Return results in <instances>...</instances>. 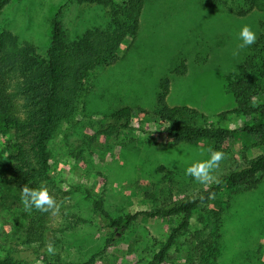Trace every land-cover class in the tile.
I'll return each mask as SVG.
<instances>
[{"label": "rangeland", "instance_id": "rangeland-1", "mask_svg": "<svg viewBox=\"0 0 264 264\" xmlns=\"http://www.w3.org/2000/svg\"><path fill=\"white\" fill-rule=\"evenodd\" d=\"M58 12L70 40L107 21L101 6L83 5L77 0H10L0 11V30L16 35L21 43L35 45L38 54L45 56ZM243 26L250 27L257 37L264 32V11L235 16L210 0H146L136 39L124 41L115 64L91 73L89 91L82 96L76 113L48 143L50 180L44 187L58 201L51 223L52 239L58 242L52 244L55 254L47 252L46 258L84 262L99 254L94 264L152 261L181 217L139 216L132 226L112 236L114 228L95 209L93 200H101L111 218L149 209L146 192L154 195L152 205L160 206L168 194L165 189L155 192L152 185L169 171L177 172L173 197L185 191L193 194L213 182L199 183L185 172L191 163L208 158L206 146H172L158 135L138 130L95 135V129L103 119L109 120L106 112L116 106L151 109L164 77L170 80L166 98L169 105L193 107L216 126L236 128L248 123L249 119L238 115L227 120L216 118L235 107L224 78L246 54V48H237ZM181 60L186 72L174 73ZM138 118H134L133 125L148 128ZM132 137L141 140L138 149L124 147L125 139ZM7 139L8 135H0V150ZM84 140L79 156H71L75 144ZM230 145L239 158H253L260 153L249 140L232 138ZM212 175L217 177V173ZM7 178L0 164V255L22 247L26 222L23 214L31 212L24 210L21 191L14 190ZM216 204L223 207L216 264H264V175L256 189L236 193L225 189L201 211L207 217V210ZM199 212L191 215L189 232L169 250L166 264H190L181 243L201 226Z\"/></svg>", "mask_w": 264, "mask_h": 264}, {"label": "trees", "instance_id": "trees-1", "mask_svg": "<svg viewBox=\"0 0 264 264\" xmlns=\"http://www.w3.org/2000/svg\"><path fill=\"white\" fill-rule=\"evenodd\" d=\"M10 0H0V11ZM224 6L235 16H246L253 10L264 11V0H210ZM83 5H98L105 12L106 24L87 28L70 40L60 21V12L53 20L50 43L45 56L38 54L36 46L19 42L16 35L0 30V135H8L5 147L0 150V164L4 167L12 187L21 191L23 186L40 187L49 184L48 143L58 128L69 122L89 91L88 78L99 67L117 62L125 40H135L146 0H77ZM183 60L174 73L184 74ZM225 88L234 100L235 107L217 114L218 120L238 115L249 122L236 127L216 126L207 122V116L197 109L167 103L170 80L164 77L158 86L153 107L120 105L106 112L109 120H102L95 135L109 136L121 131L138 130L160 136L165 144L196 145L203 143L209 150H219L225 158L212 173L216 180L193 194L185 191L173 197L177 172L169 171L152 185L155 192L166 190L168 196L160 206H153L154 195L146 192L151 206L146 210L111 218L101 200H93L95 209L109 220L115 235L132 226L139 216L164 218L180 216L178 225L170 228L169 235L160 245L149 264H166L169 250L178 244L179 238L189 232L191 215L199 210V228L182 242L186 262L190 264H216L222 239L223 207L216 204L206 212L201 211L223 190L231 193L256 189L264 175V32L256 42L246 48V54L226 74ZM144 120L147 127L134 126V118ZM232 138L249 140L260 150L253 158H242L232 151ZM124 147L138 149L140 139H125ZM85 140L75 144L69 154L78 157ZM219 173V174H218ZM214 175V174H213ZM183 191V190H182ZM56 206L47 212L33 209L23 214L26 220L22 247L0 255V264H94L99 254H93L84 262H63L48 259L47 245L56 244L52 239L51 223ZM87 190L86 193H89ZM156 199V198H155ZM56 240V241H55ZM55 241V242H54Z\"/></svg>", "mask_w": 264, "mask_h": 264}, {"label": "clouds", "instance_id": "clouds-1", "mask_svg": "<svg viewBox=\"0 0 264 264\" xmlns=\"http://www.w3.org/2000/svg\"><path fill=\"white\" fill-rule=\"evenodd\" d=\"M237 38L240 41L237 48L244 49L253 45L256 42L257 37L250 27L243 26L241 27ZM224 158L225 154L222 151L209 150L207 159L197 160L191 163L186 167L185 172L188 176L192 177L199 183L215 181L216 177L212 175V172ZM21 201L24 205L25 211L36 209L40 212H47L56 206L54 198L44 186H23L21 189ZM47 252L49 254H55V248L51 243L47 245Z\"/></svg>", "mask_w": 264, "mask_h": 264}]
</instances>
